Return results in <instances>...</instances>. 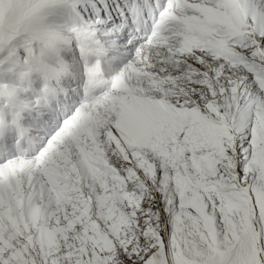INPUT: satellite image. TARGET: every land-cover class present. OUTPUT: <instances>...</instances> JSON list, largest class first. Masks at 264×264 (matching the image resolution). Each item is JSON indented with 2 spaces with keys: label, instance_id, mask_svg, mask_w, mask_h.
Here are the masks:
<instances>
[{
  "label": "snow or ice",
  "instance_id": "6c2138e0",
  "mask_svg": "<svg viewBox=\"0 0 264 264\" xmlns=\"http://www.w3.org/2000/svg\"><path fill=\"white\" fill-rule=\"evenodd\" d=\"M0 264H264V0H0Z\"/></svg>",
  "mask_w": 264,
  "mask_h": 264
}]
</instances>
